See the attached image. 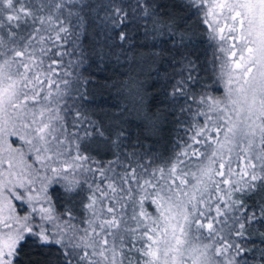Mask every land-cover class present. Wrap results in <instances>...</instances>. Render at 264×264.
<instances>
[{
  "label": "snow or ice",
  "instance_id": "obj_1",
  "mask_svg": "<svg viewBox=\"0 0 264 264\" xmlns=\"http://www.w3.org/2000/svg\"><path fill=\"white\" fill-rule=\"evenodd\" d=\"M17 2L19 8L15 6ZM67 2L72 3V0ZM193 2L207 6L204 23L209 24L214 37L222 42L219 51L224 53L226 59L220 68L221 75L228 77L227 102L222 104L219 99L202 95L197 104L205 105L206 111L199 110L195 116H203L204 121L203 124L194 122L190 125L188 132L191 143L182 142L179 150L167 161V167L154 168L149 179L139 184L140 189L146 193V187L157 188L156 180L166 182V186L161 185L152 198V203L157 205L158 218L153 219L143 210L147 193L141 197L139 215L152 223L151 226L142 225L146 230L139 238H146L145 244L140 248L134 247L140 258L125 257L122 251L124 237L112 231L120 228L117 217L113 215L111 218H100L96 208L99 202L96 193H101V198L107 197L108 193L99 185L94 189L89 185L91 192L86 197L87 202H81L85 216L91 213V218L82 221L87 227H82L77 222L78 218L71 207L66 205L62 213L56 211L49 195L50 185H61L65 200L71 201L74 195L84 191V182L77 177V171L99 172L102 177L105 175L104 167L94 169L88 166V161L93 158L87 154L86 148L82 151V145L73 141L77 155L64 161L62 166L51 167V175L43 178L45 182L39 189L31 187L36 183L34 179L29 181L28 186L22 180L13 185L10 179H0V264H17L21 249L29 238L40 247L57 246L58 264H124L125 259H128V264H247L245 253L251 249H246L241 242L229 241L226 236L221 235L224 229L217 230L214 225L221 223L217 217L232 213L231 219L233 223H238L239 230L230 229L229 235L244 237L245 224L257 220L256 212L250 210L244 197L264 190V0ZM138 4L145 16L154 15L144 0H138ZM0 6L10 10L6 19L13 27H18L14 22L22 19L21 13L24 17L34 15L25 7V0H0ZM63 7L64 0H57L54 10ZM121 13L120 7H114V14L123 23L126 15ZM39 20L41 24L51 25L53 22L51 16L47 21L43 17ZM60 23L63 24V21ZM4 26L0 22V28ZM39 31L40 29L35 30L37 33ZM67 31L65 27L59 29V32ZM59 32L57 40L60 39ZM14 35L9 31V38ZM34 38L35 35L30 34L26 43L13 41V46L8 47L4 37L0 36V139L19 135L15 127L16 120L19 119L28 130L20 139L30 145L34 141L41 142L45 145L43 151L47 153L51 151L47 147L51 143L49 137L57 141V146L64 144V140L56 136L63 124L60 127L53 124L54 120L62 121L63 117L58 108L52 114L51 107L42 106L37 110L30 107V102L35 105L41 99L49 101L53 95L52 85L59 92V84L53 78L57 73V68L53 65H58L59 62L49 57L51 63L45 69L44 60L36 55V49L29 50ZM119 38L126 39V34L121 33ZM43 41L44 37L41 36L40 43ZM228 41L232 43L228 44ZM40 52L48 57L51 49L41 47ZM46 84L49 91L42 96ZM46 113L49 114L47 117ZM76 116L80 117V113L77 112ZM28 119L30 123L25 122ZM210 133L216 135L211 136ZM95 134L104 137V132L99 128L95 130ZM92 135L91 132H85L80 139L87 140ZM120 135L123 133H117V137ZM198 144H207L211 154L207 155V152L193 147ZM2 150L4 149H0ZM6 150L17 151L10 144ZM189 150L197 158L205 157L207 160L195 172L185 171L182 167L185 165L182 157H187ZM36 151L39 153L41 150L37 148ZM54 154L57 157L63 155L59 150ZM20 156L22 159L23 153ZM233 156L237 161L235 167ZM42 159L45 157L37 155L38 161ZM46 159L51 160L52 157L48 156ZM8 163L11 168V161ZM14 175L15 173L9 172V176ZM126 177L138 183L135 169L127 173ZM126 177H121L124 183L129 182ZM221 185L227 188L222 189ZM14 188L24 191L17 192ZM107 188L112 193L117 191L113 183H108ZM213 189L215 195L212 194ZM165 190L169 195L162 196L161 191ZM235 193L242 195L234 198ZM10 196L26 203L30 211L23 216L17 215ZM213 201H219L215 205V217L209 215L213 210ZM257 209L261 218H264V200L257 205ZM114 211L113 207H107L108 213ZM200 218H206L207 223ZM132 219L136 220L137 217L134 215ZM97 221L99 230L95 226ZM223 223L228 227L227 221ZM137 226L141 227L138 220ZM201 229H207L209 242H203ZM126 231L136 232V229ZM217 236L220 237L218 244L214 243ZM108 237H112L111 243Z\"/></svg>",
  "mask_w": 264,
  "mask_h": 264
},
{
  "label": "trees",
  "instance_id": "obj_2",
  "mask_svg": "<svg viewBox=\"0 0 264 264\" xmlns=\"http://www.w3.org/2000/svg\"><path fill=\"white\" fill-rule=\"evenodd\" d=\"M56 2L25 0V7L34 15L24 17L21 13L22 19L14 22L18 27L8 24L10 10L0 6V22L5 25L0 28V36L12 47L13 41L24 44L34 34L30 49L36 48L44 68L51 59L59 62L53 65L57 68L53 78L60 88L57 105L65 135L80 143L82 151L86 148L93 158L89 161L104 167L108 180L115 184H123L121 177L133 169L140 181L148 178L153 167H167L181 143L188 141L190 125L200 123L195 113L203 105L197 101L202 95L212 96L219 91L209 30L197 6L191 0H144L154 13L145 16L138 0H64V7L54 10ZM15 6L19 8V3ZM114 7H120L121 14L126 15L123 23L114 14ZM49 16L53 20L51 25L40 23V17L47 21ZM60 27L68 31L59 32ZM36 29L40 31L37 33ZM9 31L15 33L11 38ZM121 33L126 34V39L119 38ZM41 47L51 49L48 57L41 54ZM97 128L104 132V137L95 134ZM85 132L93 135L81 140ZM117 133L123 135L117 137ZM70 151L77 154L75 143ZM126 178L127 185L119 187L122 201L128 190L135 189L129 188L133 180ZM50 194L58 213L64 212L67 205L77 216V222L83 224L85 210L81 202H87L90 194L85 184L84 191L71 201L65 200L59 184L51 185ZM241 195L235 193L234 198ZM244 199L250 210L256 212L257 220L245 224L244 237L233 234L229 241L241 242L251 249L245 253L247 264H264V218L257 209L264 200V190ZM227 225L229 230H239L232 219L227 218ZM140 236L141 233L124 237L125 257L140 258L134 250L144 245ZM57 257V246L40 247L29 238L17 264H58ZM125 261L128 263V259Z\"/></svg>",
  "mask_w": 264,
  "mask_h": 264
},
{
  "label": "rangeland",
  "instance_id": "obj_3",
  "mask_svg": "<svg viewBox=\"0 0 264 264\" xmlns=\"http://www.w3.org/2000/svg\"><path fill=\"white\" fill-rule=\"evenodd\" d=\"M193 2V0H191ZM194 3V2H193ZM202 18L203 21L205 19V13L207 12V6H201L198 3H194ZM211 23V21H210ZM206 24V23H205ZM209 30V45L211 49V53L213 55V66L215 68V74L217 76V85H218V92L213 94L211 97L215 99H219L222 104L227 102V89L229 85L227 84L228 77L226 75L222 76L221 75V68L220 65L221 63L224 62L226 57L224 56V53L219 51V48L221 46V43L217 38L214 37V34L209 27V24H206ZM228 44H231L232 41H228ZM33 49V48H32ZM30 49V51L32 50ZM36 49V48H35ZM22 70V69H21ZM235 85H232L234 87ZM49 91L48 85L46 84L44 87V91L42 93L43 95H46L47 92ZM51 91L53 95L50 97L49 101H45L43 99L39 100L37 104L33 105L30 102V107H35L38 108L42 106H48L53 109V113L55 114L56 109L58 108V102L60 101L61 95H58V92L56 90V86L53 85L51 87ZM216 92V91H215ZM200 110H205L206 107L203 105V107ZM49 115L46 113V117ZM214 115V114H213ZM15 118V117H14ZM200 124H203L204 117L199 116L198 117ZM25 122L30 123V119L26 120ZM61 121L54 120L53 124L56 127L61 126ZM16 131L19 133V135H12V136H7L3 139H0V149H4L0 151V179H10L13 182V185L16 183H19L21 180L25 183L26 186H28L29 181L35 180L36 183L31 185V187H34L36 189H39L41 187V184L44 183L45 181L43 180L44 177L50 176L51 175V167H56V166H62L64 161L69 160L70 157L75 156L77 154L73 153L70 151V147L74 145L72 142L74 138H70L68 134L65 135V132L63 128H61V131L56 134L58 139L64 140V144L57 146V141L52 140L51 137L48 139L51 141L47 147L51 149V151L45 153L43 151V148L45 145H43L39 141H34L33 144H27L24 141L20 139V136L26 135L28 132L27 129H25L22 126V123L19 119L16 120ZM209 135L215 136V133H210ZM221 138H222V133H221ZM6 140V143L4 142ZM72 140V141H71ZM188 143H191L190 139L187 141ZM10 144L12 149H15L17 151L15 152H10L7 151V145ZM193 147L199 148L202 152H207V155L211 154V149L208 147L207 144H198V145H193ZM39 148L41 151L37 153L36 149ZM59 150L60 152L63 153L62 156L57 157L54 153ZM20 153H23V158L21 159ZM37 155H40L41 157H45V159H42L40 161L37 160ZM227 155V154H226ZM51 156L52 159L48 160L46 157ZM182 159L185 160V165H182L185 171H190V172H195L197 169L201 166L202 163H207V160L205 157H200L197 158L196 156L191 154V151L189 150V155L187 157H182ZM233 159V167L236 166V158L235 156L232 157ZM9 161L12 163V167L9 168ZM88 166L91 168H97L99 165H95L93 162L88 161ZM218 167V164H217ZM155 167L151 169L150 175H148V178H142L138 183L136 181H132L130 184L131 187H134V190H128L127 193L124 195V202L122 201V195L119 192L121 189L119 188L120 186H125L127 183H120V184H115L113 181L108 180L109 176L105 172V175L102 177L99 172H88L84 173L82 171H77L76 175L77 177L84 182L85 186L89 188V185H91V189H94L97 185L100 186L103 191L108 193L107 197L101 198V193L97 192L96 196L98 198V204L96 206L97 211L100 214L101 219L105 218H111L113 215L117 217V219L120 221V228L119 229H112L113 232H117L119 234H122L123 237H133V234H139L143 233L146 229L142 226L144 224H148L151 226V220H147L142 218L139 214L141 211V197L144 196L146 193L148 195V198L144 200L143 202V210L151 216L153 219L158 218L159 213L157 211V205L152 203V198L155 195L157 191L160 190L161 185L166 186V182L162 180H156L155 182L157 183V188H147L146 187V193L145 191H142L139 187V184H142L145 179H149L151 176L152 170ZM9 172L15 173L14 176H9ZM191 179V177H189ZM124 182V181H122ZM108 183H113L114 186L116 187L117 191L115 193H112L110 189L107 188ZM178 183V182H177ZM194 183V181H193ZM50 188L51 185L49 186V195L50 194ZM222 189H226L227 186L221 185ZM90 189V188H89ZM90 189V192H91ZM15 191L17 192H23L24 189L21 188H14ZM132 191L139 192V194H133ZM131 192V193H129ZM35 194V193H32ZM212 194L215 195V190H212ZM162 196H167L169 193L165 191H161ZM11 200L12 206L16 209V214L23 216L27 214L28 211H30L28 205L22 201L16 200L14 197H9ZM115 201V202H113ZM123 202V203H122ZM219 201H213L212 203V211L209 213L210 216L215 217V205ZM53 204V203H52ZM149 204V205H148ZM113 207L115 209L114 213H108L107 212V207ZM127 209L126 210H124ZM83 210H81L82 212ZM136 216L137 219L133 220L132 217ZM233 216L232 213L227 214V216L224 217H217L218 220L221 221V223L215 224L214 226L216 227L217 230L224 229V231L221 233V235L226 236L228 240L230 239L229 235V229L225 226V223L222 224L224 221H227V218L231 220V217ZM86 218H91V213L88 214V216H84ZM202 222L207 223L206 218H200ZM137 220L140 222L141 227L137 226ZM229 222V221H228ZM81 223V222H80ZM82 227H87L86 224H81ZM97 230H99V221H97L96 225ZM193 228H195V225H193ZM126 229H136V232H130L126 231ZM107 231V229H106ZM202 233V236L204 238L203 242H209L208 237V231L207 229H201L200 230ZM110 243L112 241V237H108ZM143 243L145 244L146 238L142 239ZM220 242V237H216V241L214 243L218 244ZM119 243V241H117ZM123 251V248H122ZM124 264L126 261H124Z\"/></svg>",
  "mask_w": 264,
  "mask_h": 264
}]
</instances>
